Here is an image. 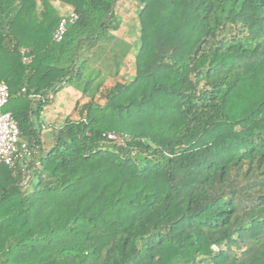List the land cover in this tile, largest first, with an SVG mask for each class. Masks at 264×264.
<instances>
[{
  "label": "trees",
  "instance_id": "obj_1",
  "mask_svg": "<svg viewBox=\"0 0 264 264\" xmlns=\"http://www.w3.org/2000/svg\"><path fill=\"white\" fill-rule=\"evenodd\" d=\"M60 1L78 19L55 42L50 0H0L4 110L40 146L49 101L32 95L89 63L117 75L128 52L118 0ZM133 1V77L98 82L50 148L0 162V264H264V0Z\"/></svg>",
  "mask_w": 264,
  "mask_h": 264
},
{
  "label": "crops",
  "instance_id": "obj_2",
  "mask_svg": "<svg viewBox=\"0 0 264 264\" xmlns=\"http://www.w3.org/2000/svg\"><path fill=\"white\" fill-rule=\"evenodd\" d=\"M51 4L59 10L61 15L68 14L72 9L70 6L63 4L60 0H50ZM115 4V13L116 12ZM117 15V14H116ZM118 18V16H117ZM119 19V18H118ZM120 21V20H119ZM120 26L117 30L111 31V34L115 38L121 40L125 44V49H128L123 61L120 63L119 68L117 69V75H109L110 69H104L101 67V62L89 63L87 68L83 71V75L78 82L71 83L69 85H64L54 96V99L49 102L43 109L41 113V130H40V141L41 147L43 149L50 148L55 140L57 130L63 126L67 121L77 118L83 111L84 106L87 103V98L84 93H81L78 90V84L85 82L88 78L92 79L90 84V89L88 92H91L95 89L98 82H112L116 79H119L123 75L122 68L126 59L135 53L136 50L133 49L132 43L126 37H121L117 34ZM129 47V48H128ZM94 75L93 77H88ZM93 83V84H92ZM96 94L95 96H97Z\"/></svg>",
  "mask_w": 264,
  "mask_h": 264
},
{
  "label": "built area",
  "instance_id": "obj_3",
  "mask_svg": "<svg viewBox=\"0 0 264 264\" xmlns=\"http://www.w3.org/2000/svg\"><path fill=\"white\" fill-rule=\"evenodd\" d=\"M78 19V14L71 10L68 14L61 15L60 20L52 33L53 41H60L67 27L73 24ZM28 50L26 48L21 49L22 62L29 63L31 56L27 55ZM24 90V89H22ZM9 88L7 84L0 81V162L5 164L11 169H15L17 162L23 158H32L41 146L32 142L29 143L20 137L19 128L17 122L13 119L10 112L4 110L5 104L9 100ZM54 93L48 91L42 97L41 95H32L33 98H43L51 102L54 99ZM109 139L116 141L117 143H123V138L116 133L105 134ZM213 248L217 249L216 245Z\"/></svg>",
  "mask_w": 264,
  "mask_h": 264
},
{
  "label": "rangeland",
  "instance_id": "obj_4",
  "mask_svg": "<svg viewBox=\"0 0 264 264\" xmlns=\"http://www.w3.org/2000/svg\"><path fill=\"white\" fill-rule=\"evenodd\" d=\"M139 10V5L137 2L133 0H118L116 5V14L120 20L121 28L117 32V34L121 37H126L131 41V45L134 50L137 49L139 44V24L137 19V12ZM133 53H135L133 51ZM133 60L134 56L133 54L129 56L126 61L123 64L122 73L121 76L122 81H126L133 77L134 70H133ZM94 75L88 76L93 77ZM91 84V83H90ZM93 84V83H92ZM86 82H81L78 84V90L81 93L85 94V97L87 98V102H90V98L93 97V93L91 92H83V88L85 87ZM104 101V98L101 96V101L99 103H102ZM34 183V180L27 186V189H32V185Z\"/></svg>",
  "mask_w": 264,
  "mask_h": 264
}]
</instances>
